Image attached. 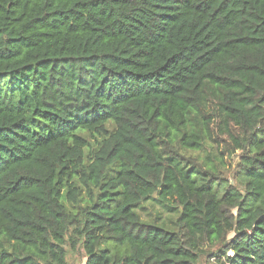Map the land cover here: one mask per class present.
<instances>
[{"label": "trees", "instance_id": "1", "mask_svg": "<svg viewBox=\"0 0 264 264\" xmlns=\"http://www.w3.org/2000/svg\"><path fill=\"white\" fill-rule=\"evenodd\" d=\"M66 245L264 264V0H0V264Z\"/></svg>", "mask_w": 264, "mask_h": 264}, {"label": "rangeland", "instance_id": "2", "mask_svg": "<svg viewBox=\"0 0 264 264\" xmlns=\"http://www.w3.org/2000/svg\"><path fill=\"white\" fill-rule=\"evenodd\" d=\"M107 125L109 130L111 131L112 130L111 125L110 124ZM79 134L86 138L87 142L89 143V148L95 147L97 145V142L101 139L97 135L90 134L85 130L80 131ZM221 174L226 178H228V180L234 184L231 172L228 171L226 172L224 170H221V168H219V175L221 176ZM79 197H80L79 204L83 205L85 203L86 196L84 194H81L79 195ZM142 205L144 208L139 209V211L141 218L143 220H151L159 215L160 216L159 222H166L168 228H173V221L175 220L174 214L165 211L157 202L147 201ZM68 208L74 210V207H68ZM231 236L232 234H229L227 236V239H229ZM216 247L217 245L212 248H205L202 251V254L199 256V261L197 264H216L215 258L211 257L210 255V253L216 251L215 250ZM65 249H66L67 264H84L86 256L81 246H77L75 249H72L69 245H66ZM230 253L231 252H228L227 254Z\"/></svg>", "mask_w": 264, "mask_h": 264}]
</instances>
